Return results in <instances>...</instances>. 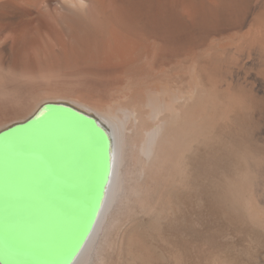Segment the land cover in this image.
<instances>
[{
    "label": "bare ground",
    "instance_id": "obj_1",
    "mask_svg": "<svg viewBox=\"0 0 264 264\" xmlns=\"http://www.w3.org/2000/svg\"><path fill=\"white\" fill-rule=\"evenodd\" d=\"M45 105L111 137L70 264H264V0H0V133Z\"/></svg>",
    "mask_w": 264,
    "mask_h": 264
},
{
    "label": "snow or ice",
    "instance_id": "obj_2",
    "mask_svg": "<svg viewBox=\"0 0 264 264\" xmlns=\"http://www.w3.org/2000/svg\"><path fill=\"white\" fill-rule=\"evenodd\" d=\"M69 125L81 127L51 112L15 135H0V264H61L83 243L89 203L94 211L108 176L101 146L111 137L89 128V148L70 159L59 132ZM68 179L72 207L64 203Z\"/></svg>",
    "mask_w": 264,
    "mask_h": 264
},
{
    "label": "water",
    "instance_id": "obj_3",
    "mask_svg": "<svg viewBox=\"0 0 264 264\" xmlns=\"http://www.w3.org/2000/svg\"><path fill=\"white\" fill-rule=\"evenodd\" d=\"M45 108V112L43 115L38 116L35 115L32 119L27 121L24 124L15 125L6 131H3L0 133V135L8 136V135H15L17 134V130L23 131L25 129H28L30 126L36 124L37 122L43 121L51 112H58L63 114L64 116H67L71 121H75L77 124H79L81 127L76 128L72 127L71 125L63 127L59 130L60 135H62L67 140V146L66 151L69 155V158L78 155L80 152L86 151L90 146V139L88 136V130L89 128L95 127V123L90 118L78 113L77 111L63 105H45L42 107ZM98 129V128H97ZM101 131V130H100ZM102 132V131H101ZM103 133V132H102ZM104 135V133H103ZM105 136V135H104ZM106 137V136H105ZM105 148L107 150L108 147V141L104 143ZM108 160V176L106 181L103 184V187L100 189V197L99 202L95 207V210L93 211L91 204L88 206V215L91 218V223L87 226V232L84 234L83 243L86 241L87 237L89 236L90 232L92 231V228L94 226V223L97 219V216L99 214V211L102 206L104 194H105V188L106 184L108 182L109 176H110V165H109V158L107 155ZM72 182L71 179H68L64 186L63 196H64V203L65 206L72 207ZM83 225L81 226V228ZM82 243V245H83ZM81 245V246H82ZM80 249V248H79ZM79 251V250H78ZM77 251V253H78ZM76 253V255H77ZM76 255L72 256L71 258H68L67 255H63L60 257L61 264H70L72 259L76 257Z\"/></svg>",
    "mask_w": 264,
    "mask_h": 264
}]
</instances>
